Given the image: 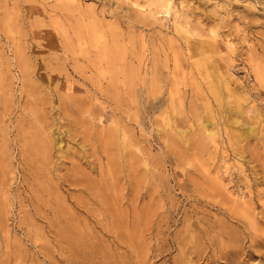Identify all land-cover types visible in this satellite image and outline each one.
I'll list each match as a JSON object with an SVG mask.
<instances>
[{
	"label": "rangeland",
	"instance_id": "374dc122",
	"mask_svg": "<svg viewBox=\"0 0 264 264\" xmlns=\"http://www.w3.org/2000/svg\"><path fill=\"white\" fill-rule=\"evenodd\" d=\"M0 264H264V0H0Z\"/></svg>",
	"mask_w": 264,
	"mask_h": 264
},
{
	"label": "bare ground",
	"instance_id": "6f19581e",
	"mask_svg": "<svg viewBox=\"0 0 264 264\" xmlns=\"http://www.w3.org/2000/svg\"><path fill=\"white\" fill-rule=\"evenodd\" d=\"M162 2H163V1H162ZM162 2H161V3H162ZM168 6H169L168 3H166L165 10H164L163 12L168 13V8H169ZM160 7H161V6H160ZM169 9H170V8H169ZM163 15H164V14H163ZM211 89H212V88H211ZM247 130L249 131V130H251V129L249 128V129H247Z\"/></svg>",
	"mask_w": 264,
	"mask_h": 264
}]
</instances>
